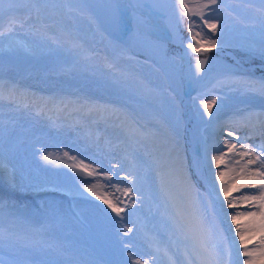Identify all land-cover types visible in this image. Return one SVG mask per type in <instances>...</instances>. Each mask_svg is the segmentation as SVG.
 Masks as SVG:
<instances>
[{
    "label": "rangeland",
    "instance_id": "obj_1",
    "mask_svg": "<svg viewBox=\"0 0 264 264\" xmlns=\"http://www.w3.org/2000/svg\"><path fill=\"white\" fill-rule=\"evenodd\" d=\"M91 2L108 4L107 0H0V33H4L0 35V78L18 80L25 71L24 81H31L40 88L68 92L79 87L93 98L131 102L133 104L125 106L144 121L149 120L147 115L158 121L153 120L164 136V130L171 131V138L176 132V144L181 146L179 151L183 156L188 155V161L191 135L188 129L201 143V135L223 121L232 109L264 106L260 84H255L253 90L242 79L250 77L251 80L256 76L254 79L264 80V6L260 0H220L214 8L210 15L221 21L219 40L216 48L191 56L190 78L196 91L187 107L184 105L181 50L172 42L125 20L119 25L123 34L121 40L106 36L86 4ZM165 2L173 9L167 11L165 17L178 38L187 45L199 46L191 36L201 31L208 33V30L193 16L196 25L189 33L188 16L180 14L185 10L177 0ZM185 2L192 6L203 0ZM13 22L15 27L9 31ZM232 54L235 58H231ZM205 57L208 59L204 71L197 76L196 61ZM221 81L224 83H218ZM212 95L222 99L213 106V114L209 116L201 107V99L206 96L211 99ZM1 100L3 98H0V169L9 173L4 179L8 183L4 185L26 198L10 199V205L0 209V214H22L25 219L30 218L29 223L48 222V215H53L52 219L61 230L50 226L49 233L62 243L59 249L69 252L72 258L79 257L80 252L93 245L99 257L108 255L112 260H121V264H131L130 255L150 259L153 254L164 264L172 263L173 259L164 253L176 254L182 250L175 243L176 237L169 232L179 219L153 203L152 192L158 190L152 182L153 173L143 166L146 163L140 161V154L130 150L129 157L116 161L123 163L126 170H114L115 162L112 167L107 163L113 160L110 155H100L101 144L98 154L95 152V139L86 145L85 137L82 136L81 141L79 132L70 126H43L45 121H35L27 110L24 113L18 106ZM188 107L192 109V112L189 110L191 123L186 121ZM64 152L76 159L64 157ZM49 153L54 159L46 162L42 156ZM113 153L117 154L116 150ZM81 164L89 167L83 169ZM189 167V170L183 168L188 175L186 179L196 194L201 193L198 180L201 176L197 170L192 171L194 164L190 162ZM125 175H131L134 181L125 180ZM255 185L252 195L259 196V187ZM88 187H92L95 196L86 190ZM126 187H133L135 195L126 196L123 192ZM45 192L55 196L33 197ZM105 199L119 202L118 206L124 208L123 220L111 212ZM202 200L206 202L205 198ZM206 213L208 219L213 218L211 222L217 232L224 236L222 224L217 222L210 208ZM61 217L73 230L65 228L59 220ZM129 227L133 232L125 236L124 231ZM138 227L141 228L139 236L136 234ZM209 230L210 242H214L212 229ZM23 233L21 238H11L15 233L11 234L6 246L0 244V248L15 250L7 252V258L0 255V264H10V260H17L14 264H18L27 257L28 247L17 242L35 234L29 230ZM71 235L75 245L70 242ZM159 246L165 251L156 249ZM57 250L58 246L54 245L44 248V252L51 254ZM224 256L227 261V251ZM92 259V255L87 258L88 261Z\"/></svg>",
    "mask_w": 264,
    "mask_h": 264
},
{
    "label": "bare ground",
    "instance_id": "obj_2",
    "mask_svg": "<svg viewBox=\"0 0 264 264\" xmlns=\"http://www.w3.org/2000/svg\"><path fill=\"white\" fill-rule=\"evenodd\" d=\"M111 4H115V6ZM91 6L93 13L104 15L103 19L108 21L111 29L119 28L115 23L118 19L119 25L120 22L125 20L130 24L132 23L134 27L141 26V28L145 27L147 30H153L159 37L177 45L181 50L185 64H188L192 50L180 41L169 20L165 17L167 11L173 10L169 2H165V0H111L109 5L91 3ZM111 15L113 16L112 21ZM126 15L128 18H125ZM233 57L232 54L231 58ZM35 92L37 90L32 85L19 86L15 84L8 88L6 86L1 88L0 97L16 102L14 104L31 108L35 113H42L51 119H53L52 115H55V112H58V118L63 116L65 119L75 122H85V119L93 120L95 117H98L101 121L112 122L116 131L120 130H118V127L121 128V131L111 139L110 144L113 145V149L118 148V152L122 158L130 152L131 149L129 147L137 150L136 152L147 162V168L155 173L154 184L158 191L152 192L153 203L161 207L163 211L169 210V213L175 214L177 219H179L178 222L175 220L177 223H174L173 230L169 232L176 237L177 244L179 242L186 249L184 250L183 247L179 253H176L178 263L174 261V254L169 253L168 256L173 259V264H202L201 258L192 252L191 243L185 241L181 231H179L180 226H183L185 229L188 226L194 227V218L197 216L202 222H205V226L207 225L209 229H212L211 235L215 239V242H210V244L216 245L222 253L218 258V264H232L228 261L225 262L224 251H229V257L231 255L239 264H243L245 257L242 255L243 247L240 237L236 235L237 226L240 227L241 235L244 237V244L249 248L259 246L262 236V232L259 230L262 222L260 213L264 212V205H261L259 199L244 198L245 196L259 197L258 195H252L254 190L249 186V180L246 177L241 178L240 175L241 168L247 157L240 155L243 149L239 148V146L231 152L228 151L224 145V140L227 139L235 143V138L228 137L225 132L228 129L221 127V125L231 122V129L234 130L240 127L233 119L234 115L239 114V110L256 112L255 110L245 107L233 109V117L228 115L223 121L213 125L212 130L206 133L203 141V151H198L201 160V167L198 169L205 173L209 186L208 191L205 193L206 202H204L194 191L190 194L187 192L184 183L186 176H188L187 172L181 174L176 170L177 165L175 161L177 156L183 162L184 170H189L190 168L188 155L183 156V153L179 151L181 146L176 144V132L175 136L171 138L172 135L169 129L164 130L166 136L162 134V131L161 133H157L151 127L143 124L144 119L142 117L135 120L131 118L124 120L123 118L126 115L122 110L106 104L101 106L92 105L87 104L85 101L82 104L81 101L69 103L63 99L50 100L49 104H47L38 95L34 94ZM78 96L82 100L85 97L80 92ZM84 100H87V98H84ZM147 118L151 121L154 120L148 115ZM186 120H189L187 116ZM154 121L159 123L156 120ZM237 136L242 137L241 143L247 144L245 142L247 139V142L253 139L255 143L258 142V144L256 143L257 146H264V115L260 117L259 122L254 120L253 126L250 129L244 128L238 132ZM194 145L192 152L197 155ZM260 150L259 147H256L257 153ZM221 151L225 155L223 162L217 168L216 163L212 162L211 158L214 155L219 156ZM185 166L187 167L185 168ZM117 167L120 168V165H117ZM217 171L223 173L221 179L223 180L224 189L228 193L227 199H225L224 192L220 191L221 180L216 178ZM162 173L163 175H161ZM8 174V171L0 169V178H3V183H0V191L3 189L4 184L8 183V180H4ZM250 183L253 185L257 184V187H259V181L256 178H252ZM6 196L15 197L14 195ZM33 197H41V194ZM229 201L232 203V207H228ZM208 208H210V212L217 222L222 224V230L226 232L225 237L217 232L215 225L208 223L210 221L206 213ZM248 213H256V215L249 216ZM233 215L237 216L235 222L231 219ZM252 259L254 260V264H264V255H261L259 251L256 252L255 257ZM213 264H217V262L214 261Z\"/></svg>",
    "mask_w": 264,
    "mask_h": 264
},
{
    "label": "snow or ice",
    "instance_id": "obj_3",
    "mask_svg": "<svg viewBox=\"0 0 264 264\" xmlns=\"http://www.w3.org/2000/svg\"><path fill=\"white\" fill-rule=\"evenodd\" d=\"M179 6L181 9L185 11H181V15H187L188 16V31L189 33L193 32V26L196 25V21L192 19L193 16H196L198 20L201 22L202 28H206L208 30V33L197 32L193 36H191L192 40H196L197 44L199 46H194L192 43H188L187 47L193 49L195 52L200 53L202 50L216 48L217 47V41L219 40V25L221 24V21L218 18L213 17L210 15L214 8L217 7L220 3V0H203V2L197 3L195 5L190 6L188 3L185 2V0H177ZM260 4L264 6V0H260ZM262 11H264V7H262ZM116 26L119 27V20H116ZM15 27L14 22L10 23L9 25V31H11ZM4 33H0V35H3ZM199 37V39H197ZM208 58L205 57V59H198L195 64V73L197 76H199L205 68V63ZM238 82V81H234ZM223 84L224 82H218ZM248 88L253 89L255 87L256 81H245ZM260 84V91L264 93V80H261L259 82ZM222 99V97H219L217 95H212L211 99H208L207 96L203 99H201V107L204 110V113L211 116L213 114V106L218 105V101ZM264 115V113L259 112H252V111H245V110H239V114H237L233 119L239 124L240 127L236 129H231V122H229L226 125H221L222 128H227L226 135L228 137H234L235 143L225 139L224 145L228 149L229 152H231L233 149H236L237 146L239 148L243 149L242 155L243 157H247L245 160L242 168H241V178H247L249 180V186L255 187L256 185H253L250 183L252 178H257L259 180V191L260 195L247 197L245 196V199H252L257 200L259 199L261 201V205H264V146H261V150L257 153L254 151L253 147L244 143H241L242 137L237 136V133L240 132L244 128H251L253 126L254 120L256 122H259L260 117ZM225 153L221 151L219 156H212V162L216 163L217 168H219L220 164L223 162V157ZM64 157L70 158L72 160H75V157H70L68 152L63 153ZM42 159L46 162H51L54 157L51 153L47 155H43ZM56 159H59V157H56ZM177 168L176 170L179 171L181 174H183V162L180 160L179 156H177V159L175 161ZM254 166V167H253ZM72 167H75L73 165ZM81 168L87 169L88 165H80ZM114 167H116L114 165ZM94 171V170H93ZM92 172H89V175H91ZM105 176H108V173H104ZM163 175V173L161 174ZM223 173L217 171L216 178L221 180V188L220 191L224 192L225 199H227L228 193L224 189L223 186V180L221 179ZM111 179V177H109ZM125 180H129L130 182L134 181V178L131 175H125ZM186 190L190 194L194 189L192 185H190L185 178L184 180ZM88 192L92 193V195H96L95 192H93L92 187H88L86 189ZM123 192L126 196H133L135 195L133 187H126L123 189ZM99 198V197H98ZM104 203L107 205L109 209H111L112 213H115L117 217H120L121 220H123V217L121 216V213L124 212V208H121L118 206L119 202H111L107 199L104 200ZM132 204H135V200L132 201ZM131 206V205H130ZM228 207H232V203L229 201ZM249 216H255L256 213H248ZM261 216V224L259 226V230L262 232L261 240L259 242L258 247L249 248L246 244H244V237L241 235L240 227L237 226L236 228V235L240 237V242L243 247L242 255L245 257L243 260V264H254V260L252 259L255 257V254L257 251L261 253V255H264V212L260 213ZM195 219V226H188L187 229H185L183 226L179 227V231H181L183 235V239L187 242L191 243L192 246V252L201 258L202 264H213L214 261L218 264V258L222 254L220 249L216 245L210 244V230L203 224L201 219L197 216ZM232 221L235 222L237 220V216L233 215L231 217ZM133 232V228L129 227L125 229L124 235L127 236L129 233ZM3 242V241H0ZM165 256L168 255L167 251L164 253ZM129 260H131V264H156V255H151L150 259H144V258H134L133 255L129 256Z\"/></svg>",
    "mask_w": 264,
    "mask_h": 264
}]
</instances>
